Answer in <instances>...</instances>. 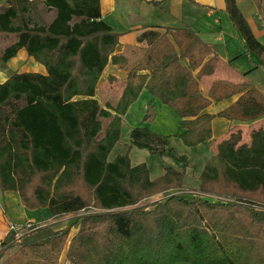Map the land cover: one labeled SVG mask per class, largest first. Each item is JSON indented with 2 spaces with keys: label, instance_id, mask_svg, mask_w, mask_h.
Returning <instances> with one entry per match:
<instances>
[{
  "label": "trees",
  "instance_id": "1",
  "mask_svg": "<svg viewBox=\"0 0 264 264\" xmlns=\"http://www.w3.org/2000/svg\"><path fill=\"white\" fill-rule=\"evenodd\" d=\"M36 1L8 0L0 10V60L24 48L47 70L16 71L0 82V188L17 191L28 208L81 216L72 236L71 225L49 223L23 226L19 239L11 232L0 264H264V127L253 129L249 142L240 129L219 142L199 175L198 191L207 197L169 194L182 188L187 154L177 156L182 169L167 165L155 178L146 162L132 164L129 152L109 158L144 88L173 108L183 128L130 130L129 149L156 155L177 154L172 135L188 147L210 141L216 116L263 117L264 92L247 80L218 79L204 94L201 80L219 57L191 27L146 29L138 36L143 46L118 52L120 34L102 18L100 0H41L53 13L47 23L34 19ZM225 2L247 50L264 53L236 0ZM108 64L127 76L119 101L103 106L96 90ZM236 94L226 108L204 111ZM146 110L152 119L150 102ZM159 193L167 197L141 205Z\"/></svg>",
  "mask_w": 264,
  "mask_h": 264
},
{
  "label": "crops",
  "instance_id": "2",
  "mask_svg": "<svg viewBox=\"0 0 264 264\" xmlns=\"http://www.w3.org/2000/svg\"><path fill=\"white\" fill-rule=\"evenodd\" d=\"M236 2L254 35L264 44V8L259 6L257 0H236ZM100 3L102 18L112 26L114 31L120 34L118 52H123L128 45L143 46V43L138 42V36L146 29L164 30L165 27L188 26L195 29L219 57V63L214 73L204 76L201 80L200 87L204 94L208 92L212 82L218 79L231 82L247 80L264 92V53L258 54L247 50L243 37L225 10V0H100ZM6 6H8V0H0V10ZM109 65L112 70L109 69ZM109 65L106 66L100 79L104 80L108 74H115L117 77L122 75L124 79L126 78V70L113 64ZM16 71L47 73L45 66L36 61L34 57L29 56L24 48H21L16 56L8 61L0 60V82L7 80ZM99 84L96 90L97 98L99 90H101ZM143 93L147 95L148 90L144 88L139 96ZM238 96L236 94L219 101H213L204 111L216 113L234 102ZM149 102L147 101L146 107ZM126 114L123 116V122ZM259 127H264V116L250 121L230 120L226 117L216 116L212 120V139L196 146L209 145L207 153L203 155V163L205 164L211 155L217 153L219 142L228 138L231 132L242 130L243 140L249 142L251 132ZM178 141L182 143L181 140ZM170 142L173 144L171 139ZM128 143H130V136ZM191 148L195 147L184 146L183 149L187 153ZM187 154L189 159H192V155ZM55 217L52 216L48 207L28 208L23 204L17 191H3L0 188V247L10 235V225L23 227L32 223L43 224L54 221Z\"/></svg>",
  "mask_w": 264,
  "mask_h": 264
},
{
  "label": "rangeland",
  "instance_id": "3",
  "mask_svg": "<svg viewBox=\"0 0 264 264\" xmlns=\"http://www.w3.org/2000/svg\"><path fill=\"white\" fill-rule=\"evenodd\" d=\"M34 11L33 17L35 20L40 21V23H47L49 22L52 17L53 13L45 10L43 7V4L41 0L36 1L35 6L33 7ZM12 38L7 37L4 38V42L7 43L11 41ZM109 65V64H108ZM109 69L112 70V67L109 65ZM99 101L104 106L106 102H109L110 104H116L121 96V93L125 86V79L121 75V77L115 76V74H108V76L102 80H99ZM147 101H150L154 107V117L152 119L146 118L147 113ZM136 125H147L154 131L162 134H176L183 130L181 127V120L177 116V114L174 112L173 108L169 105L163 103L160 98L156 96H152L147 93V95L141 94L139 96V99H137L132 105L130 106L129 110L127 111L126 116L124 117V122L122 125V136L120 138V141L117 142L115 147L110 152L109 158H114L119 153H126L129 152L130 159L132 163L136 162H146L150 168V174L151 177H157L158 174L164 171V167L167 165H174L178 169H182L183 163L182 161L177 157L181 154H187L190 153L192 155V159H189L188 156V167L186 169V176L183 180L182 188L179 190H170L169 194L172 192H177L179 194H182L183 196H186L188 198H193L196 195H202L203 197H207L206 194H201L199 190V175L204 167V156L208 149L209 145L203 144V146L195 147L188 149V152L183 149L185 145L180 143L179 137L172 135L170 137L172 143L176 146V152L177 154H172L171 152H165L163 155H156L150 152L147 149H141L132 146L131 149H129V133L130 129L133 126ZM155 147L159 148L160 142H155ZM209 159V158H208ZM207 159V160H208ZM206 160V162H207ZM205 162V163H206ZM210 195H208L209 197ZM167 196L165 193H159L157 195H153L146 199L141 205H148L151 207L150 204H152L154 201L157 200H164ZM211 197V196H210ZM218 196H212V198L217 199ZM226 200H228V197H224ZM131 208V207H129ZM91 211H94L92 209ZM85 212V211H83ZM81 215H73V214H63L56 216L54 221H48L47 224H51L53 228H62L67 225H71V236L77 231L78 224H79V218ZM78 219V221H77ZM43 223V224H46ZM13 249H10L8 251H11ZM61 262H64L65 260V251L62 253V256L60 258Z\"/></svg>",
  "mask_w": 264,
  "mask_h": 264
},
{
  "label": "built area",
  "instance_id": "4",
  "mask_svg": "<svg viewBox=\"0 0 264 264\" xmlns=\"http://www.w3.org/2000/svg\"><path fill=\"white\" fill-rule=\"evenodd\" d=\"M28 226H30V225H28ZM13 231H15V238L16 239H19L20 236L23 233L22 232L23 231L22 226H19V225H10V233L13 232Z\"/></svg>",
  "mask_w": 264,
  "mask_h": 264
}]
</instances>
